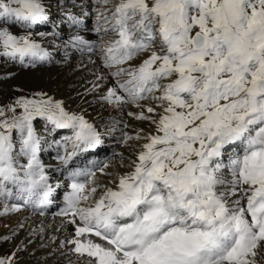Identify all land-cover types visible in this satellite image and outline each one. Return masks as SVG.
Returning <instances> with one entry per match:
<instances>
[{"label": "snow or ice", "instance_id": "6c2138e0", "mask_svg": "<svg viewBox=\"0 0 264 264\" xmlns=\"http://www.w3.org/2000/svg\"><path fill=\"white\" fill-rule=\"evenodd\" d=\"M57 7L60 23L50 0H0V57L48 63L45 44L60 40L66 61L75 50L98 69L86 94L140 123L102 132L43 91L0 106V216L44 215L51 173L66 172L71 190L57 215L74 234L59 246L83 264H264V0ZM60 130L70 135L49 139ZM117 131L132 148L126 171L69 167ZM53 148L55 168L42 159ZM97 172L112 179L98 183ZM22 250L0 264H18Z\"/></svg>", "mask_w": 264, "mask_h": 264}, {"label": "bare ground", "instance_id": "6f19581e", "mask_svg": "<svg viewBox=\"0 0 264 264\" xmlns=\"http://www.w3.org/2000/svg\"><path fill=\"white\" fill-rule=\"evenodd\" d=\"M50 2L53 5V18L56 19L57 23H60L57 18L63 15V12L61 9L58 10L59 7H57V5H67L69 8H71L72 3L65 2V0H50ZM91 2L92 0H75V3L78 5L84 4L87 11H91V9L88 8V5ZM72 11L79 12L80 8H74ZM84 17L87 16H82L81 19ZM92 21L94 23L93 19ZM67 30L68 29H66V31ZM38 31L48 30H46L45 27H40ZM84 35L86 38L89 36L95 38L94 34L88 32ZM37 39L40 38L37 37ZM48 39L51 41V37ZM57 44H60V40H56L50 44H45V47L48 48L51 54L50 61H52L54 57H57V63L59 64L53 66H36L38 65L37 63L34 66H30L31 69L25 70L20 67L21 64L9 61L5 57H0V106L11 104L20 96L31 98L34 93L43 91L57 99L64 100L66 106H68L71 110L83 112L86 115V118L96 123L102 132H104L107 128L112 127L113 121L119 120H124L129 123L130 127L126 129V131H129L130 133L134 127L139 126L140 122L131 121L127 116L118 110H114L103 105L102 102H98L100 95L99 92L86 94V89L91 87L89 81L94 80V76L89 73L97 71V67L88 62V55L78 56L75 50H70L71 56L66 61L63 48L61 47L58 49L56 47ZM92 58L96 59V56L93 55ZM63 133L67 134L70 133V131L63 130ZM112 136H115V139L119 140V131L114 133ZM109 137L111 136H105L103 139ZM101 148H98L91 153L82 154L81 157L74 161V165H69V167L75 166L84 168L90 166L96 167L97 165L99 166L100 159L102 157H104L102 161H106L105 158L111 156L115 151H111L112 149L109 148L107 150L105 148L102 150ZM49 152H51V155L48 154ZM115 152H118L117 157L124 165L134 158L132 155V148L128 146H126L122 151ZM122 157L124 159H122ZM42 159H44L46 163L51 164L53 168H55L58 164V161L55 160V150L52 149H49L48 152H45L42 155ZM115 163L116 160L114 159L112 162L111 160L106 161L104 165L110 164L112 167L108 168L109 172L115 173V175L118 173H123L127 170L124 166L120 168L114 167ZM104 165L100 167H103ZM51 176V182L53 183L55 189H57V187H55L56 184L59 185V182L62 178L71 180L67 176L66 172H52ZM101 176V179L104 180L105 176ZM28 208L29 209L26 211V218L35 214L37 216V220L41 222L46 220V216L43 217L38 215V211L35 213L31 207ZM23 221L24 218H22L18 223L14 224V226L11 228L14 234H20V232L24 230L21 235V238H24L21 245L19 246V249H24V247L32 241H37L39 239L41 240L46 236V230L42 233L40 230L37 231L34 227L31 229H23L19 227L18 224ZM61 224L62 222L59 223V225L56 226L52 232L47 234L46 241L53 244V249L44 252V254L39 257H34L33 255H28L21 259L17 257L18 264H83L86 258L78 259L77 254L71 251V245L65 244L63 247L59 246L66 240L65 238L74 234L73 227L71 225L62 228ZM2 242L3 238H0V245ZM2 250L3 253L0 252V256H7L8 254L6 255V253L8 250L5 248Z\"/></svg>", "mask_w": 264, "mask_h": 264}, {"label": "rangeland", "instance_id": "374dc122", "mask_svg": "<svg viewBox=\"0 0 264 264\" xmlns=\"http://www.w3.org/2000/svg\"><path fill=\"white\" fill-rule=\"evenodd\" d=\"M65 2H69V3H73V0H65ZM61 8H58V10H60ZM84 21V24L86 27H90L91 24L93 23L92 19H90V17H84L82 19ZM51 25H49L46 30L51 29ZM87 32H83L82 34H85ZM89 33V32H88ZM93 34V33H91ZM77 52V51H75ZM77 55H88V54H81L79 52H77ZM57 57H54L52 61L48 62V63H38V65L36 66H53V65H57L59 63H57ZM20 67H22L25 70L31 69L30 66H24L21 65ZM92 74L93 73H89ZM104 126V125H102ZM64 135H70V133H63V130H60V135H53L52 137H49V139H61L62 136ZM115 136H111L109 138H104V145L102 146V150L105 148L106 150L112 149L111 151L115 150V151H122L124 150V148L127 145H122L119 143V140L115 139ZM110 139V140H107ZM54 150V148L52 149ZM114 151V153H112L111 156L105 158L106 161L111 160L114 161V159L116 160V163L114 164V167L116 168H120L122 166H124L123 163H121L117 157V153ZM48 154L51 155V152H49ZM104 157H102L100 159V165L96 166L97 168L104 165L106 161H102ZM109 159V160H108ZM118 159V160H117ZM98 161V160H97ZM110 164L107 165V169L106 172H109L110 167H112ZM91 167V166H90ZM112 173V172H110ZM113 176L115 175V173H112ZM104 176V175H103ZM101 174L97 172V181L98 183L101 184H107L109 182L110 179H112V176H105V179L102 180L101 179ZM71 182L70 180H68L67 178H62L59 182V187H57V189H55V191L53 192V202L51 205H49L47 207V211L44 213V215H42L43 217H47L45 221L41 222L39 220H37V216L31 215V217H27L26 218V211L27 209H29L28 207H25L22 209L21 212L19 213H11L8 215H4V216H0V238H3L5 236L10 237V239H8L7 241L3 240V242L0 245V252H2V249H7V253L6 255L12 253V252H16L17 249H19V246L21 245L23 238H21L22 232H24V230H22V232H20V234H14L11 230V228L14 226V224L18 223L22 218H24V221L21 222L20 224H23V229L28 228L31 229L32 227H34L37 231L40 230L41 228L44 229L43 232H45L46 230V236L44 238H42L41 240H37V241H32L31 243L27 244L24 249L22 251L17 252V257L18 258H24L28 255H33L34 257H39L42 254H44V252L49 251L51 249H53V244L49 243L48 241H46L47 239V234L49 232H52L56 226L59 225V223H61L63 221V217L57 215V213L59 212L58 210H60L62 207H64V195L69 192L71 190ZM36 213V212H35ZM38 215L39 212H37ZM48 215V216H47ZM18 224V225H20ZM37 225V226H36ZM42 232V233H43ZM68 238V237H67ZM66 239V238H65ZM3 253V252H2Z\"/></svg>", "mask_w": 264, "mask_h": 264}]
</instances>
